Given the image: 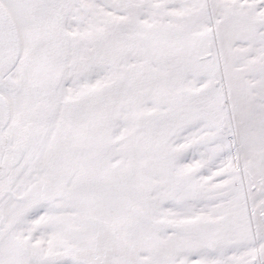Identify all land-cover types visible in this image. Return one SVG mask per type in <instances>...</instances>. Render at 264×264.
<instances>
[{
	"label": "snow or ice",
	"instance_id": "6c2138e0",
	"mask_svg": "<svg viewBox=\"0 0 264 264\" xmlns=\"http://www.w3.org/2000/svg\"><path fill=\"white\" fill-rule=\"evenodd\" d=\"M0 264H264V0H0Z\"/></svg>",
	"mask_w": 264,
	"mask_h": 264
}]
</instances>
